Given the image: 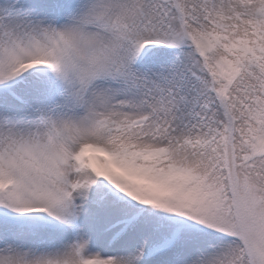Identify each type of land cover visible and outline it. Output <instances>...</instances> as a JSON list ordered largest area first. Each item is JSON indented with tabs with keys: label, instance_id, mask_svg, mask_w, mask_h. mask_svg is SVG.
Masks as SVG:
<instances>
[{
	"label": "snow or ice",
	"instance_id": "obj_1",
	"mask_svg": "<svg viewBox=\"0 0 264 264\" xmlns=\"http://www.w3.org/2000/svg\"><path fill=\"white\" fill-rule=\"evenodd\" d=\"M0 264H264V0H0Z\"/></svg>",
	"mask_w": 264,
	"mask_h": 264
}]
</instances>
